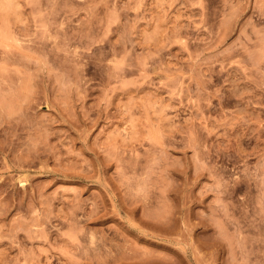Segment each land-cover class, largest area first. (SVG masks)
<instances>
[{
  "label": "rangeland",
  "instance_id": "rangeland-1",
  "mask_svg": "<svg viewBox=\"0 0 264 264\" xmlns=\"http://www.w3.org/2000/svg\"><path fill=\"white\" fill-rule=\"evenodd\" d=\"M0 264H264V0H0Z\"/></svg>",
  "mask_w": 264,
  "mask_h": 264
}]
</instances>
